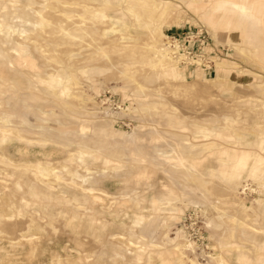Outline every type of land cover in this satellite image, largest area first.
Instances as JSON below:
<instances>
[{
  "label": "rangeland",
  "instance_id": "374dc122",
  "mask_svg": "<svg viewBox=\"0 0 264 264\" xmlns=\"http://www.w3.org/2000/svg\"><path fill=\"white\" fill-rule=\"evenodd\" d=\"M59 1L0 0V264H264V0Z\"/></svg>",
  "mask_w": 264,
  "mask_h": 264
},
{
  "label": "bare ground",
  "instance_id": "6f19581e",
  "mask_svg": "<svg viewBox=\"0 0 264 264\" xmlns=\"http://www.w3.org/2000/svg\"><path fill=\"white\" fill-rule=\"evenodd\" d=\"M54 1H57L58 3H60L59 0H54ZM67 5H70V6H74V7H81L83 9V13L82 14H79L78 17H81L82 19H85V16H86V13L87 14H92L94 17H100L101 20H104L105 19V16L103 15L102 13V8L100 9H95L92 8L91 6H88L86 4H76V3H66ZM159 5L160 3L157 5V8H154V12L156 13L155 15V27L154 29H151L149 28L147 31H149V35H150V38L149 40H146V42L144 43V45L141 47V46H136L134 44H130V43H122L121 44V49H126V50H130L132 51V53L134 52H144V51H150L152 53L151 57L149 58V66L152 67L153 69H156L157 70V67L158 65H160L161 62H164L165 59H166V53L165 51L162 49L161 45L158 44V41L157 39H155V36H159L160 34V27L161 25L163 24L162 22H164L167 18V10L166 9H163L161 11V9H159ZM129 13H131V16L133 18H135L137 15L135 14L134 12V9H127ZM66 15H69L68 13H66ZM38 17H39V23H48L46 19H44L43 17V14H42V11H38ZM152 19V17L150 16V20ZM154 20V19H152ZM105 22V20H104ZM78 30V31H77ZM80 31H82V29L79 27L78 29H75L74 32H71L70 30L68 29H63L62 27L60 28V33L65 36V35H69V38L71 37L72 39L76 40V39H79L77 37V33ZM26 33V32H25ZM78 33V34H79ZM101 52H103V54H106V52L103 51V48H100L99 49ZM133 64H135L134 62H131V63H128L126 64L127 67L129 68V66H132ZM53 79V77H51ZM53 80H56V79H53ZM58 83V82H57ZM50 85V84H49ZM49 89L51 88V86L48 87ZM148 107L152 108V109H156L157 106L155 104H147ZM0 133L2 135H4L5 137H8L9 135H14L15 134V131L13 132L12 130V133H8L6 132L5 130H2L0 128ZM205 146V145H204ZM204 146H201L203 147L204 149ZM197 147V146H195ZM193 148H194V145H193ZM201 151V150H200ZM229 157V156H228ZM248 162H247V159L245 158L243 161H241V163H245L248 164V165H255V163L258 161V158L254 157V156H249L248 157ZM189 176H191L189 174ZM193 177V176H192ZM264 185V183H263ZM262 185V186H263ZM218 260V263L219 264H226V262H224L222 259H217ZM190 262V261H189ZM192 263V262H191ZM193 264V263H192Z\"/></svg>",
  "mask_w": 264,
  "mask_h": 264
},
{
  "label": "built area",
  "instance_id": "2783aa9c",
  "mask_svg": "<svg viewBox=\"0 0 264 264\" xmlns=\"http://www.w3.org/2000/svg\"><path fill=\"white\" fill-rule=\"evenodd\" d=\"M199 33V35L186 33L187 35L176 34L165 37L166 49L169 50L171 57L177 64L190 68L198 64V61L203 58L200 55L203 53L202 48L204 47L201 42H204L205 38L201 32ZM199 49L201 50L199 51Z\"/></svg>",
  "mask_w": 264,
  "mask_h": 264
},
{
  "label": "crops",
  "instance_id": "0c3cea01",
  "mask_svg": "<svg viewBox=\"0 0 264 264\" xmlns=\"http://www.w3.org/2000/svg\"><path fill=\"white\" fill-rule=\"evenodd\" d=\"M160 6H162V3H160ZM250 154L253 155V153H250ZM252 155H248V153H247V154L242 155V156H243V159H245L246 157H249V156H252ZM254 156H257V155L254 154ZM257 157H258V156H257ZM257 157H256V158H257ZM259 157H260V156H259ZM262 160H263L262 158H258V161L255 163V165H253L251 172H253V173H257L258 168L261 167L260 165L263 164ZM242 161H243V160H242ZM237 162H238L239 165H242V166H244V167L248 166V164L245 165V163H241V161H239V160H238ZM232 181H234V180H232Z\"/></svg>",
  "mask_w": 264,
  "mask_h": 264
}]
</instances>
